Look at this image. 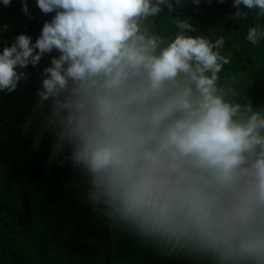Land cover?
Instances as JSON below:
<instances>
[{
	"label": "clouds",
	"instance_id": "9594fccd",
	"mask_svg": "<svg viewBox=\"0 0 264 264\" xmlns=\"http://www.w3.org/2000/svg\"><path fill=\"white\" fill-rule=\"evenodd\" d=\"M241 4L264 13V0H233L237 16ZM37 6L55 14L35 42L21 33L0 51L7 93L27 81L29 65L58 53L36 90L34 146L50 137L49 160L83 174L89 205L160 254L264 264V114L218 85L230 62L223 38L185 35L193 29L180 19L170 41L153 32L152 18L173 12V0ZM261 39L259 26L248 30L250 43Z\"/></svg>",
	"mask_w": 264,
	"mask_h": 264
},
{
	"label": "trees",
	"instance_id": "16d2710c",
	"mask_svg": "<svg viewBox=\"0 0 264 264\" xmlns=\"http://www.w3.org/2000/svg\"><path fill=\"white\" fill-rule=\"evenodd\" d=\"M27 3L28 13L22 11ZM152 18L151 28L170 41L181 30L176 20H188L193 31L214 43L230 62L218 73V85L230 87L241 105L251 104L264 114V39L247 40L251 27L264 31V13L233 0H180ZM55 13L44 14L37 0H0V51L23 33L35 42L43 23ZM215 50V49H214ZM53 51L30 73L17 91L0 92V264H213L196 256L162 255L118 225L86 200L83 174L70 161L49 160L50 137L34 146L41 115L34 111L41 71ZM31 120L27 129L24 125Z\"/></svg>",
	"mask_w": 264,
	"mask_h": 264
}]
</instances>
